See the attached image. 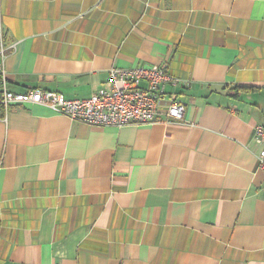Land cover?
Returning <instances> with one entry per match:
<instances>
[{"label":"crops","instance_id":"0c3cea01","mask_svg":"<svg viewBox=\"0 0 264 264\" xmlns=\"http://www.w3.org/2000/svg\"><path fill=\"white\" fill-rule=\"evenodd\" d=\"M0 28V88L82 98L167 62L186 107L95 127L0 105V264H264V0H0Z\"/></svg>","mask_w":264,"mask_h":264},{"label":"built area","instance_id":"2783aa9c","mask_svg":"<svg viewBox=\"0 0 264 264\" xmlns=\"http://www.w3.org/2000/svg\"><path fill=\"white\" fill-rule=\"evenodd\" d=\"M7 49L0 28V75H4ZM183 82L182 78L169 73L167 62L152 66L114 67L106 88L82 98H67L61 92L41 88L14 92L7 88L3 80L0 105L6 111L14 105H46L58 114L95 127L153 124L162 119L181 121L184 119L185 104L178 100L175 92H168V87ZM164 100L167 104L162 106ZM253 136L261 145L258 160L260 168H264V125H256Z\"/></svg>","mask_w":264,"mask_h":264},{"label":"trees","instance_id":"16d2710c","mask_svg":"<svg viewBox=\"0 0 264 264\" xmlns=\"http://www.w3.org/2000/svg\"><path fill=\"white\" fill-rule=\"evenodd\" d=\"M0 86H1V78H0ZM255 88L253 86H235L234 88H231V90H235V92H229L232 96L238 97L240 93L242 92H249L254 90Z\"/></svg>","mask_w":264,"mask_h":264},{"label":"bare ground","instance_id":"6f19581e","mask_svg":"<svg viewBox=\"0 0 264 264\" xmlns=\"http://www.w3.org/2000/svg\"><path fill=\"white\" fill-rule=\"evenodd\" d=\"M2 77V76H1ZM6 82V81H5Z\"/></svg>","mask_w":264,"mask_h":264}]
</instances>
